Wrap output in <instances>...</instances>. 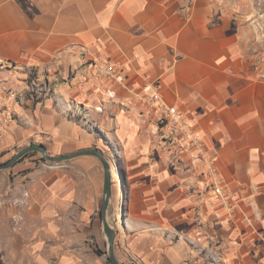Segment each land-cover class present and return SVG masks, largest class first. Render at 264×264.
I'll use <instances>...</instances> for the list:
<instances>
[{"label": "crops", "instance_id": "1", "mask_svg": "<svg viewBox=\"0 0 264 264\" xmlns=\"http://www.w3.org/2000/svg\"><path fill=\"white\" fill-rule=\"evenodd\" d=\"M242 3L0 0V162L102 151L123 191L119 264H264V36ZM149 82L193 135L159 122ZM16 165L8 191L29 206H0L2 264H112L100 160Z\"/></svg>", "mask_w": 264, "mask_h": 264}, {"label": "rangeland", "instance_id": "2", "mask_svg": "<svg viewBox=\"0 0 264 264\" xmlns=\"http://www.w3.org/2000/svg\"><path fill=\"white\" fill-rule=\"evenodd\" d=\"M243 3L242 5L249 10V14L247 17H249V21H253L255 25L257 26V29L261 36H264V0H242ZM33 162L36 167L41 166H52L56 165L54 163H49L45 161V159L42 157V155L38 152H30V154L26 157L23 158L22 161L24 160ZM108 161V160H107ZM109 162V161H108ZM4 163V162H0ZM111 165V163L109 162ZM17 166V165H16ZM114 168V167H113ZM115 169V168H114ZM5 170V171H0V206L2 207H17L18 209L20 208H27L29 206L28 202V196L25 192L22 193L20 196H11L9 193V183L16 182L15 179L18 177L22 178V174H26L29 169L26 168H16L15 172ZM117 173V170H115ZM5 174V175H3ZM111 194L108 198V205H107V212H106V217L109 216L110 225L116 230L115 226V219L118 218V214L122 213V207L120 205L121 199L123 200V191L121 190L118 191L115 186V179L112 174V165H111ZM19 180V179H18ZM16 183H19L18 181ZM122 182H120L121 188H122ZM105 187V186H104ZM103 203H104V198H103ZM103 208V204H102ZM8 215H10V212H7ZM12 220L13 217H12ZM0 264H2V260L0 259Z\"/></svg>", "mask_w": 264, "mask_h": 264}, {"label": "built area", "instance_id": "3", "mask_svg": "<svg viewBox=\"0 0 264 264\" xmlns=\"http://www.w3.org/2000/svg\"><path fill=\"white\" fill-rule=\"evenodd\" d=\"M6 66H8V64ZM93 70L96 76L100 78H110L118 83H122L124 81V77L120 73L119 66L114 63L103 62L99 60L94 61ZM160 89L161 87L159 84H153L150 82L146 83L142 88L144 98L149 103H151V105H153V108L160 115L159 122L164 125L171 124L172 128L188 131V133L193 135L191 132H189L185 119L178 109L163 102ZM192 143L195 147L202 146V142L197 136H192ZM212 189L214 190L215 194L221 197L223 200H230V195L224 194L222 187L219 185L212 186Z\"/></svg>", "mask_w": 264, "mask_h": 264}, {"label": "water", "instance_id": "4", "mask_svg": "<svg viewBox=\"0 0 264 264\" xmlns=\"http://www.w3.org/2000/svg\"><path fill=\"white\" fill-rule=\"evenodd\" d=\"M30 152H38L42 155L45 161L49 163L59 164L64 161L82 156V155H92L97 157L101 164L103 165L105 171V187H104V203L102 208V218H103V225H104V232L107 236L108 243H109V259L112 264H119L116 256H115V240L117 236L116 230L109 224L106 212H107V205H108V198L111 194V165L105 159L102 151L99 149H86L82 150L73 154L68 155H61V156H51L47 149L40 144H33L28 147H25L21 151H19L11 160L6 163L0 164V171H5L13 168L21 159H23L28 153Z\"/></svg>", "mask_w": 264, "mask_h": 264}, {"label": "trees", "instance_id": "5", "mask_svg": "<svg viewBox=\"0 0 264 264\" xmlns=\"http://www.w3.org/2000/svg\"><path fill=\"white\" fill-rule=\"evenodd\" d=\"M30 153H28L24 158H26ZM23 160V159H22Z\"/></svg>", "mask_w": 264, "mask_h": 264}]
</instances>
